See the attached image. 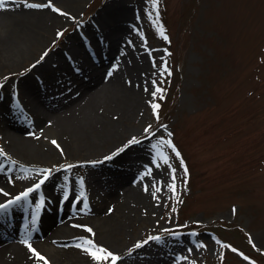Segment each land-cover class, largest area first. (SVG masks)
Instances as JSON below:
<instances>
[{"label":"rangeland","instance_id":"rangeland-1","mask_svg":"<svg viewBox=\"0 0 264 264\" xmlns=\"http://www.w3.org/2000/svg\"><path fill=\"white\" fill-rule=\"evenodd\" d=\"M41 4L63 15L64 22L50 26L43 22L38 41L32 36L0 49V119L2 107H15L12 94L19 101L26 98L20 92L24 79L35 75L44 80L46 65L61 71L55 66L72 56L69 41H78L95 66L99 61L94 62L90 52L94 50L97 58L102 52L92 35L107 31L102 23L106 15L116 16L118 24L128 28L118 38L126 58L112 57L107 68L113 71L119 63L124 67L137 53L144 78L139 103L133 114L118 120L119 134L99 152L103 157L59 155L32 166L0 153V163L12 162V170H31L25 181L30 188L61 172L57 182L74 197L65 199L63 212L83 216L77 219L80 233L63 242L64 264H154L163 255L185 264H264V0H75L71 6L42 0ZM73 59L79 73L76 60L83 61V56ZM124 127L128 131L122 134ZM41 131L37 126L25 130L38 143L53 144L56 135ZM1 143L0 134V152ZM130 145L135 146L133 153L120 156ZM117 156L139 161L132 175L154 190L158 203L136 211L131 225L125 224L113 237L115 245L109 246L99 243L88 227L96 219L88 209L100 200L89 188L93 181L88 170ZM118 174L117 168L112 169L109 178ZM16 178L12 173L8 185L13 186ZM19 189L12 194L25 190ZM57 196H47L55 207ZM36 203L32 202V210ZM39 234L28 239L45 253L40 246H47L42 242L47 234ZM134 249L140 255H132ZM143 250L152 256H144ZM44 259L38 264H53L50 255Z\"/></svg>","mask_w":264,"mask_h":264},{"label":"bare ground","instance_id":"bare-ground-1","mask_svg":"<svg viewBox=\"0 0 264 264\" xmlns=\"http://www.w3.org/2000/svg\"><path fill=\"white\" fill-rule=\"evenodd\" d=\"M60 1L66 6H71L75 0ZM41 2L42 0H0V49L16 46L32 36L35 37V41H38L40 38L38 32L42 30L43 22L47 26L64 22L63 15L50 10ZM57 7L63 8L59 5ZM105 20H107L106 24H104ZM105 20L103 19L102 23L105 28L108 27L107 31L101 35H92L93 42L102 52L100 55L105 54L99 58L98 65L92 66L86 58L87 54L84 49L81 50L78 47L79 42L71 40L68 43L72 44L68 45L74 57L70 55L65 61L60 60L55 66L61 70H55L56 77L53 78V73L56 74L54 70L43 65L47 69L44 80L31 75L30 79L26 78L20 84V92L24 96L26 95V98H22L21 104L27 112L19 113L18 109L2 107L0 119V134L2 136L0 153H2V158L5 154L10 153L25 163L38 166L41 165L42 160L50 158L54 160L59 155L66 157V155L78 156L77 153H83L87 155L84 157L85 159L105 155L99 152L106 148V145L112 144L114 138L118 136V120L120 118L125 120V115L133 114L144 90V78L139 71L141 60L135 57L137 53L130 56L129 62L127 61L124 67L120 63L119 66H114L113 71L105 67L112 57L118 55L123 61L126 58L125 49L120 47L122 42L118 38L123 35V32H126L127 28V26L118 24L120 19L116 16L106 15ZM118 31L120 33L117 35ZM102 35L105 36L104 41ZM106 40H108V44L105 43ZM77 56H83V61L76 60L81 68L79 74L72 70L75 67L72 65L73 58H77ZM61 81L63 83H60ZM34 126L43 129L41 131L43 135H56L53 144H40L29 135L30 133L25 132L26 129H33ZM126 131L128 130L124 127L121 133ZM31 134L33 135V132ZM133 147L135 146L130 145L122 150L120 156L133 153L135 150ZM118 157L107 161V164L110 167H116L119 174L125 171L126 173L118 174L114 179L107 177L109 168L105 166L106 161H103L100 166L93 164L88 170L89 176L91 175L90 181H93L89 188H92V191L100 196V200L96 199L94 205L90 206V210L88 209L91 214H95L93 219L96 218L93 221L95 225L88 224V227L91 232L93 231L94 238L98 239L99 243L109 246L115 245L116 240L113 237L119 235L116 234L117 232L124 230L125 224L131 225L136 211L139 209L149 210L158 203L154 190L132 175L138 168L139 161L137 162L133 158L129 159V157H126L129 160H121L117 159ZM11 163H0V204L6 198L14 197L17 193L12 194V191L21 187L19 191L25 189L24 192L28 194L25 198L26 201H29L30 197H34V200L42 198L44 211L41 212L35 225L18 226L12 213L2 212L6 204L0 206V264H38V259L46 260L44 256L48 258V255L52 257L50 260L53 261V264H64L62 259V256L65 257L63 242L74 239L80 233L82 224L77 222V219H82L83 216L71 212H63L58 215L54 201L47 196L48 194H53L55 197L57 194L60 195L55 198L56 204L59 205L64 203L65 199L74 198L72 192L70 189H61V183L57 182L61 172H55L43 181L42 186L46 187L44 192L43 190L36 192L34 189H29L30 187L25 181L30 175L26 172L31 170L19 173L18 170H12ZM124 167L125 169H123ZM122 170L124 171L122 172ZM12 173L17 178L13 186H9L8 180ZM34 173L36 172H32V174ZM36 180L37 178L32 182H37ZM102 188H104V194ZM94 193L92 196L95 195ZM21 200L18 201L19 206L17 207L27 205L23 204ZM113 212L114 214H112ZM5 219H11V221ZM41 232L47 234V237L42 239L43 243L47 241V246H40L45 253L39 250L37 246L39 243L29 240L40 236ZM162 249L164 250L165 247ZM140 252L138 249H134L132 255L138 256ZM143 253L144 256H152V252L149 250ZM155 260L157 262L154 264H185L183 261L171 262L167 255L160 256Z\"/></svg>","mask_w":264,"mask_h":264},{"label":"trees","instance_id":"trees-1","mask_svg":"<svg viewBox=\"0 0 264 264\" xmlns=\"http://www.w3.org/2000/svg\"><path fill=\"white\" fill-rule=\"evenodd\" d=\"M162 35H164V33L166 32L164 28H162ZM164 37V36H163ZM166 43H168V41L166 39H164Z\"/></svg>","mask_w":264,"mask_h":264}]
</instances>
